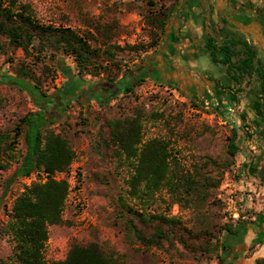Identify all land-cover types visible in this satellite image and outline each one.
I'll return each instance as SVG.
<instances>
[{
	"label": "trees",
	"instance_id": "16d2710c",
	"mask_svg": "<svg viewBox=\"0 0 264 264\" xmlns=\"http://www.w3.org/2000/svg\"><path fill=\"white\" fill-rule=\"evenodd\" d=\"M178 1L142 0L141 13L150 41L120 45L115 39L120 27L117 21L104 22L92 18L84 29H78L42 21L30 3L0 0V55L10 59L16 49H21L26 60H30L19 62L14 78L1 72L0 79L10 78L12 83L29 91L39 107L36 111L26 113L11 129L0 127V171L16 158L22 137L25 152L12 178H28L34 173L39 176V179L35 178L26 184L16 196L9 219L2 228L3 233L13 242L8 264H124L114 252H107L97 242L72 244L62 260L48 262L45 258L50 237L49 227L64 223L63 213L70 193L69 180L65 177L58 179L56 176L70 170L76 151L66 130L57 131L52 127L55 120L48 106L53 100L42 89V84L54 82L58 70L70 78V82L84 81L82 78L85 76L104 73L109 84L117 87L118 93L133 92L149 73L137 74L139 68L136 72H129L125 52L139 54L157 49L164 39ZM213 32L215 35V30ZM214 35L209 32L213 44L208 47L217 50L219 47H214ZM222 50L227 53V63H230L233 56L242 55L235 64L231 63V68L239 74L234 78L243 74L251 76L254 70L258 72L260 86L251 109L257 116L254 124L262 127L260 133L264 138V69L258 62L257 67L254 65L256 51L249 47L245 48L244 53L227 47ZM62 56L72 58L80 78L72 77ZM32 66L35 70L39 69V76L35 75ZM121 74L124 76L116 82ZM30 87L38 93H34ZM65 91L60 88L61 99H67ZM222 93L225 91H218V94ZM227 93L231 99L237 98V91ZM108 96L112 97L111 94ZM98 99L103 103L105 97L99 96ZM241 119V132L232 126L228 139V149L232 156L230 161L224 164L207 158L203 165L194 164L190 168L183 164L179 152L174 151L169 139L144 138L141 113L103 119L95 148L101 156L115 157L128 168V195L139 202L141 207L136 203L130 204L124 195H120L116 201L125 218L127 232L135 241L147 248L163 247L166 242L178 241L191 251L204 254L215 253L220 246L222 251H232L228 241L219 244L218 233L226 231L241 236L247 223V219L242 216L236 220L235 225L226 222L213 229H209L208 222L203 218L202 227L195 230L186 226L178 216L147 210L151 201H155L157 192L163 188L172 196L173 204L179 203L195 213H202L208 200H212L210 204L220 202L214 192L222 182L224 171L234 162L240 150L241 133L252 137L244 114H241ZM243 167L246 176L257 177L264 184V162H259L254 156ZM76 175L80 180L81 172L77 171ZM218 258L220 262L223 261L221 255Z\"/></svg>",
	"mask_w": 264,
	"mask_h": 264
},
{
	"label": "rangeland",
	"instance_id": "374dc122",
	"mask_svg": "<svg viewBox=\"0 0 264 264\" xmlns=\"http://www.w3.org/2000/svg\"><path fill=\"white\" fill-rule=\"evenodd\" d=\"M19 1L30 3L37 16L46 23H61L84 29L92 18H99L104 22L113 20L120 26L115 37L120 45L150 41L141 13L142 0ZM211 34L214 35V32L211 31ZM157 49L139 54L125 52L128 71L136 72L139 64ZM62 57L70 68L72 77L80 78L72 58ZM24 60L26 58L21 49H16L10 59L0 55V73L14 78L19 62ZM31 69L36 76L40 75L39 69L35 70L33 66ZM123 76L121 74L116 82ZM82 79L84 81L70 82L71 79L58 70L54 82L42 84V89L53 100V105L48 106L55 120L52 127L57 131L66 130L76 151L70 170L59 173L61 178L64 176L69 180L70 193L63 213L64 223L49 227L46 260L52 262L64 259L72 244L97 242L107 252H114L124 264H239L235 262L233 252L222 251L221 246L215 253L204 254L193 252L178 241L166 242L163 247L149 248L135 241L127 232L125 218L116 201L120 195H124L130 204L136 203L141 207L139 202L128 195V168L115 157L101 156L95 148L103 119L141 113L144 138L169 139L186 167L203 165L207 158L225 164L232 159L228 149L231 128L236 126L238 131L242 129V123L235 121L234 111L230 110L225 114L219 105L207 107L185 96L180 89L153 79V76L145 75L142 84L127 94L118 93L117 87L109 84L104 73L99 76L88 75ZM106 86L112 97L104 96V102L101 103L98 97L104 93L102 90ZM60 88L66 90L67 99L60 98ZM30 89L38 93L35 88ZM38 109L29 91L12 83L10 78L0 79V127L11 129L26 113ZM247 124L252 137L241 133L240 150L234 157V162L224 171L222 182L214 192L220 202L210 204L212 200H208L204 211L195 213L179 203L173 204L172 196L163 188L157 192L155 201H151L147 211L178 216L186 226L195 230L202 227L201 219L205 218L209 229H213L226 222L235 225L236 220L230 215L232 197L237 201L242 218L248 220L253 216L255 210L247 206L246 198L261 201L264 198V184L254 176H246L243 164L251 161L254 156L259 162H264V138L261 131L257 132V128H254L253 122ZM24 152L25 143L21 137L16 158L10 161L6 169L0 171V264H8L12 254L13 242L3 233L2 228L9 219L14 199L26 184L35 178L39 179L36 173L28 178H12ZM211 168L212 166L208 170ZM77 171L81 172L80 180L77 178ZM230 185L234 193H231ZM240 237L226 231L218 233L220 245L226 240L228 245L236 248L242 244ZM218 255L223 257L222 262ZM245 264H264V258L259 257Z\"/></svg>",
	"mask_w": 264,
	"mask_h": 264
},
{
	"label": "crops",
	"instance_id": "0c3cea01",
	"mask_svg": "<svg viewBox=\"0 0 264 264\" xmlns=\"http://www.w3.org/2000/svg\"><path fill=\"white\" fill-rule=\"evenodd\" d=\"M214 30L217 50L208 48L213 44L209 32ZM225 47L241 53L247 47L254 49V65L257 67L258 62L264 69V0H179L161 46L140 63L144 66L137 74H141L142 68H147L143 73L148 74L151 68L153 74L147 76L180 89L185 96L207 107L219 105L225 114L234 111L238 123H243L244 114L246 122L254 124L257 116L251 103L260 86L258 72L234 78L239 74L231 63L235 64L242 55L233 56L227 63V53L222 50ZM228 91H237V98L231 99ZM254 128L257 132L262 129L256 124ZM246 202L255 213L241 234L242 244L232 247L239 264L264 258V198L255 201L249 197Z\"/></svg>",
	"mask_w": 264,
	"mask_h": 264
},
{
	"label": "built area",
	"instance_id": "2783aa9c",
	"mask_svg": "<svg viewBox=\"0 0 264 264\" xmlns=\"http://www.w3.org/2000/svg\"><path fill=\"white\" fill-rule=\"evenodd\" d=\"M58 179H61L59 173L56 176ZM64 178V176H62ZM231 193H234V189L232 188V185H230ZM230 215L234 220H238L241 217L240 211L237 207V201L236 199L232 198L230 199Z\"/></svg>",
	"mask_w": 264,
	"mask_h": 264
},
{
	"label": "flooded vegetation",
	"instance_id": "af4514ba",
	"mask_svg": "<svg viewBox=\"0 0 264 264\" xmlns=\"http://www.w3.org/2000/svg\"><path fill=\"white\" fill-rule=\"evenodd\" d=\"M142 66H144L143 63L140 64L139 70L141 69ZM145 69H147V68H145ZM145 69L142 68V70H141L142 72H141V73H143V71H144ZM139 70H138V72H139ZM144 72H145V71H144ZM148 73H149V75H150V74L152 75V74H153V70H152L151 68H149V69H148ZM96 89H97V88H96ZM98 91H99V90H98ZM102 91L104 92V93L101 95L102 97H104V96L107 97L108 95H110L109 87H107V86L104 87V90H102Z\"/></svg>",
	"mask_w": 264,
	"mask_h": 264
},
{
	"label": "water",
	"instance_id": "95a60500",
	"mask_svg": "<svg viewBox=\"0 0 264 264\" xmlns=\"http://www.w3.org/2000/svg\"><path fill=\"white\" fill-rule=\"evenodd\" d=\"M249 140V139H248ZM259 182H261V179H259V178H257V177H255Z\"/></svg>",
	"mask_w": 264,
	"mask_h": 264
}]
</instances>
